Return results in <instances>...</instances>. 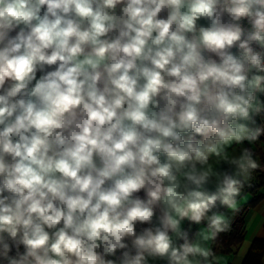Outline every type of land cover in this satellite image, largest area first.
Wrapping results in <instances>:
<instances>
[{
  "label": "clouds",
  "instance_id": "1",
  "mask_svg": "<svg viewBox=\"0 0 264 264\" xmlns=\"http://www.w3.org/2000/svg\"><path fill=\"white\" fill-rule=\"evenodd\" d=\"M258 176L264 0H0V264H214Z\"/></svg>",
  "mask_w": 264,
  "mask_h": 264
},
{
  "label": "crops",
  "instance_id": "2",
  "mask_svg": "<svg viewBox=\"0 0 264 264\" xmlns=\"http://www.w3.org/2000/svg\"><path fill=\"white\" fill-rule=\"evenodd\" d=\"M257 152L260 149L257 148ZM255 179L253 183H256ZM262 195L260 200L252 207H248L244 221V235L242 241L233 253H225L221 248H216V260L214 264H242L247 251L255 239H264V183L257 189ZM247 200H241V205L247 204L253 197V193L245 191ZM142 195V193H141ZM232 217V213H228ZM262 264H264V252L262 255Z\"/></svg>",
  "mask_w": 264,
  "mask_h": 264
},
{
  "label": "trees",
  "instance_id": "3",
  "mask_svg": "<svg viewBox=\"0 0 264 264\" xmlns=\"http://www.w3.org/2000/svg\"><path fill=\"white\" fill-rule=\"evenodd\" d=\"M257 182L253 183L252 188H248L245 191L253 193L252 199L247 203L241 205V211L238 214H233L232 230L221 236L220 240L213 244V247L221 248L225 253H233L239 243L243 239L244 235V221L245 214L248 207L254 206L262 197L257 189L264 183V178L258 176ZM264 252V239H255L252 241L247 254L244 257L242 264H262V255Z\"/></svg>",
  "mask_w": 264,
  "mask_h": 264
}]
</instances>
